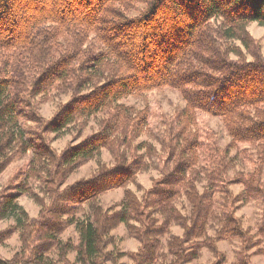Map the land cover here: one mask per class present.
<instances>
[{
  "label": "trees",
  "instance_id": "trees-1",
  "mask_svg": "<svg viewBox=\"0 0 264 264\" xmlns=\"http://www.w3.org/2000/svg\"><path fill=\"white\" fill-rule=\"evenodd\" d=\"M253 23L264 28V0H0V174L31 153L17 193H0V220L15 224L0 235L27 227L28 243L23 257L0 264H47L53 247L64 264H73L70 252L79 264H121L123 254L104 249L119 225L139 243L132 264H189L204 249L219 259L217 244L231 240L239 242L235 264L264 256V57L247 30ZM166 88L185 106L153 135L148 110L120 101ZM67 93L70 100L45 120L40 104ZM200 113L220 119L230 140L221 149L213 134L204 138L207 167ZM91 120L97 130L82 141L59 153L46 144L45 135L82 132ZM144 134L154 143H138ZM239 144L253 148L254 159L228 180ZM103 149L113 164L55 191ZM152 170L158 178L140 197L127 189ZM29 180L54 193L31 221L17 203L34 195ZM233 185L242 188L237 195ZM120 188L117 210L103 212L99 198ZM252 202L261 209L255 234L237 216ZM68 226L76 245L56 236Z\"/></svg>",
  "mask_w": 264,
  "mask_h": 264
},
{
  "label": "rangeland",
  "instance_id": "rangeland-1",
  "mask_svg": "<svg viewBox=\"0 0 264 264\" xmlns=\"http://www.w3.org/2000/svg\"><path fill=\"white\" fill-rule=\"evenodd\" d=\"M248 33L255 40L260 43L261 53L264 57V28L259 27L256 23L250 24L248 27ZM71 95L69 93L65 95H52L48 100L41 103L39 106L40 115L45 119H51L58 109L66 104L70 100ZM120 103L133 106L136 109L146 108L148 110V124L150 133L156 135L161 129L167 127L170 118L183 109L185 106L180 94L171 89H162L153 91L144 97L128 98L120 101ZM30 128H34V124H29ZM197 130L202 136L201 142L203 144V150L201 152V166L207 167L208 162L211 161V153L208 148L210 141L205 142L207 135L213 134L215 138L219 140V146L221 149L229 144V138L223 127L220 119L211 117L205 114H198L197 116ZM97 130V123L94 120L89 122L88 127L82 132L75 128L71 132L64 136L56 137L52 134L45 135L46 144H50V148L55 149L58 153L63 151L68 145L75 144L85 139ZM153 142V138L149 134H144L138 139V143L144 141ZM246 152V154H243ZM31 157V153L23 155L20 159L10 163L5 170L0 174V193L7 195H15L17 193L16 187L23 180L25 171L27 169L28 160ZM210 157V158H208ZM230 158L236 157L235 167L226 171V178L231 179L236 172L249 171V161L254 159V149L249 145L239 144L229 154ZM113 164L110 154L106 149H103L100 153V157L96 160L89 161L85 165L81 166L75 172L69 175L64 181L62 186H58L55 191L59 192L68 185L79 181L81 179L89 178L100 166ZM213 169V168H212ZM212 171V170H209ZM158 178L157 170H152L147 173L139 174L133 184L127 186V189L136 193L139 197L142 192L146 191L151 187L152 180ZM28 186L34 195L22 194L18 197L17 203L25 210L29 220H38L40 218L41 211L50 207L53 201L54 193H46L43 186L36 180H29ZM43 188V189H42ZM234 195H237L242 188L238 185L230 187ZM124 197V189H114L107 191L99 198L100 207L103 212L109 209L117 210L114 206L119 205ZM48 206V207H47ZM88 206L84 205L82 208L85 210ZM80 209L78 210L76 217L79 215ZM237 216L242 219L244 228L250 229L252 234H255L258 225L261 220V209L257 203H249L241 206L237 211ZM45 217H51L46 215ZM44 217V218H45ZM43 218V219H44ZM12 220H0V234L14 227ZM214 230V229H212ZM28 228L15 229L7 237L2 238L0 235V258L5 260L16 261L23 257L24 248L27 246L26 235ZM174 235H180L181 231L178 228L172 230ZM211 236L214 235V231L209 232ZM32 235V234H31ZM110 235L114 238L113 245H108L104 249L108 252L116 254H123L124 257L118 260L121 264H132L129 258L133 252H136L139 248L137 240L128 238L124 225H119L115 228ZM61 243L69 242L73 245L77 244L78 235L73 226L65 227L61 232L56 235ZM33 235L31 236L32 242L29 244L33 245ZM122 239V240H121ZM216 249L222 254V258L215 259L212 253L204 249L200 253L197 260L189 264H214L215 261H220L219 264H235L237 261L236 253L239 250V242L237 240L220 242L217 244ZM28 252V251H27ZM253 252V251H252ZM27 256V253H26ZM47 264H64L59 261L57 249L51 248L45 255ZM67 259L73 264H79L75 262V252H70L67 255ZM252 264H264V256H254L250 258Z\"/></svg>",
  "mask_w": 264,
  "mask_h": 264
}]
</instances>
